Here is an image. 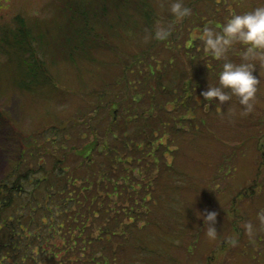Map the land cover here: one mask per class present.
I'll list each match as a JSON object with an SVG mask.
<instances>
[{
	"label": "trees",
	"instance_id": "1",
	"mask_svg": "<svg viewBox=\"0 0 264 264\" xmlns=\"http://www.w3.org/2000/svg\"><path fill=\"white\" fill-rule=\"evenodd\" d=\"M194 2L185 6L193 8ZM215 4L222 5L211 0L212 8ZM154 9L153 0H64L43 19L16 14L12 24L0 27V52L14 65L12 85L22 93L41 94L55 86L49 67L58 61L78 64L95 61L99 51L117 54L128 29L144 31L156 24ZM218 26L222 28L223 21ZM198 44L185 45L188 62L178 67L176 78L166 74L173 60L160 63L151 51L142 55L154 61L134 55L123 75L132 94L114 97L105 85L94 116L76 122L89 123L93 141L77 137L66 147L78 128L71 122L49 130L56 134L52 140L61 134L58 146L66 147L63 155H54L50 170L39 163L34 169L23 157L13 162L0 180V264H122L118 254L129 245L151 251L141 237L133 240L129 235L153 222L154 207L162 200L156 196L161 180L170 168L174 171L166 154L173 151L169 139L185 128L168 104L185 112L199 110V97L210 86L193 68ZM199 59L211 75L207 80L217 85L223 61ZM193 119L182 115L180 122L194 128L206 122L204 117Z\"/></svg>",
	"mask_w": 264,
	"mask_h": 264
},
{
	"label": "rangeland",
	"instance_id": "2",
	"mask_svg": "<svg viewBox=\"0 0 264 264\" xmlns=\"http://www.w3.org/2000/svg\"><path fill=\"white\" fill-rule=\"evenodd\" d=\"M62 1L0 0V27L9 25L18 13L24 14L28 20L48 17ZM153 1L158 18L155 25L144 31L133 27L128 29L117 47V54L99 51L95 61L78 64L58 61L49 67L55 86L45 87L41 94L15 90L11 83L14 65L0 52V180L19 158L23 157L34 169L39 163L50 170L56 162L54 155H63L74 139L93 141L89 123L76 122L79 118L87 121L94 116L105 85L111 96L124 99L132 94L123 75L128 61L135 60L134 55H140L143 61L156 59L162 63L173 60L166 74L176 78L180 74L178 67L188 62L183 56L185 45L199 41L198 57L213 60L211 56H205L203 45H200L203 42L199 35L205 28L217 31L221 29L218 25L222 21L224 25L231 15L264 4V0H213L222 5L215 8L218 6L215 4L212 8L211 0H195L192 15L177 23L167 0ZM187 1L191 0H183V3ZM170 23L174 24L170 38L156 41L149 50V45L155 41L151 38L155 26ZM193 49H189L190 56ZM144 51H151L150 56L155 59L143 57ZM242 51V45H235L229 58L239 63ZM199 58L194 63L197 67L193 68L206 78L200 76L204 83L210 85L214 80H207L210 73L206 74ZM254 74L260 83L254 101L255 110L250 114H243L244 106L236 96L222 105L218 98L209 105V101L201 96L202 107L188 112L168 104L169 109H174L173 115L180 127L185 128L183 134L169 139L168 146L173 151H166V154L174 171L170 172V168L161 180L156 196H162V200L154 207L153 222L141 229L135 228L129 235L133 240L141 237L151 251L141 252L136 246L129 245L118 254L122 264H264V229L259 227L257 220V214L264 210V67L257 66ZM130 85H136L134 80ZM182 115L193 117L192 123L203 117L206 122L194 128L180 122ZM164 119L168 120V115ZM70 122L78 128L71 133L70 140L65 141L66 147L60 148L58 143L62 135L52 140L56 134H50L49 130L55 126H68ZM65 134L68 136L69 131ZM46 136H49L48 140ZM198 211L218 213L216 241H209L205 236L204 222L197 215ZM173 212L174 217L171 216ZM248 222L258 229L254 241L249 240L243 227ZM232 237L239 239L236 247L225 243Z\"/></svg>",
	"mask_w": 264,
	"mask_h": 264
},
{
	"label": "clouds",
	"instance_id": "3",
	"mask_svg": "<svg viewBox=\"0 0 264 264\" xmlns=\"http://www.w3.org/2000/svg\"><path fill=\"white\" fill-rule=\"evenodd\" d=\"M170 12L175 22H180L192 15V9L185 6L183 0H173ZM174 24H157L154 38L157 41H167L172 35ZM203 41L205 56H211L216 60H222L221 70L218 73V84H210L209 88L202 92V96L209 101V105L218 98L219 104L230 101L233 96L238 97L239 103L244 106V115L255 110V99L258 91L259 78L254 74L257 66L264 67V4L256 6L253 10L242 14H233L227 18L220 31L211 28L199 35ZM242 45L240 62H234L229 58L230 51L235 45ZM203 219L205 236L209 241L218 238V213L208 211L206 214L197 212ZM259 227L264 229V210L257 214ZM249 240L254 241L257 227L252 222L243 225ZM225 243L236 247L239 244L238 237L228 238Z\"/></svg>",
	"mask_w": 264,
	"mask_h": 264
}]
</instances>
